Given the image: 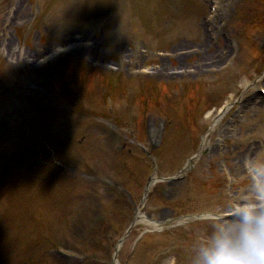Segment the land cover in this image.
<instances>
[{
    "label": "rangeland",
    "instance_id": "374dc122",
    "mask_svg": "<svg viewBox=\"0 0 264 264\" xmlns=\"http://www.w3.org/2000/svg\"><path fill=\"white\" fill-rule=\"evenodd\" d=\"M17 2L16 17L11 23L9 21L6 30L2 31L10 6ZM129 2L131 0H118L115 3V9L118 8L116 14H120L117 18L112 16L109 7H104L103 0H93L94 4H91L90 9L86 8L83 0L65 2L62 0H0V48L6 49L7 47L6 53L9 54V59H5L1 55V52L5 50L0 49V61L11 67L23 85L36 83L42 86L38 83L42 73L39 77L32 71L29 78L25 69H31L33 62L47 50L68 44L86 35L85 40L94 42L96 50L88 51L86 54L81 53L79 49L72 52L71 63L65 65L66 79L72 88L78 91L81 103L88 106L92 113L95 108L105 109L102 117H108L107 122L110 124L119 122L122 133L130 137L132 147L140 144L147 148V143L152 148L155 141L162 140L158 138L160 122L168 119L170 115L173 119L172 131L164 155L160 157L163 161H160L161 165L167 168L164 175L170 176L187 161V150L193 154L200 150L199 138L203 135V129L208 126L207 123L210 122L206 118L207 113L215 111L223 98L230 96L228 93L232 89V91H242L241 94L236 95L240 98H248L249 94L255 91L253 86L250 88L249 86L253 84L257 76L255 70L257 60L254 58L263 46L264 24L251 26L248 31V26L244 27L241 21L254 14V8L257 6L256 0H222L221 14L213 23L216 27L207 25L205 18L209 0H193L191 6L185 7L181 0H154V8L163 7L161 10L165 14L163 15L164 23H169L171 18H176L178 21H173L177 23L174 28L164 24L162 26L165 27H162V30H151L148 33L143 30L142 16L139 19L137 16H130ZM99 5L103 8L101 15L95 10ZM21 6L22 9L19 12ZM125 20L126 22H122ZM207 28L221 36L219 42L216 44L212 42V46L209 35L211 32H207ZM2 32H6L4 38ZM7 35L10 39L13 38L9 41V45ZM201 35L207 41L203 42ZM230 36H235L236 39L242 41L245 44V51L243 50L233 67L231 65L225 71H221L219 66L225 63L230 52L229 42L225 38ZM80 43L82 41L78 42ZM2 44H5L4 48ZM164 49L173 54L192 52L172 59L167 56H157V51ZM220 56L223 59L216 66L215 62ZM77 60L84 62V67ZM109 64L115 65L118 71L110 72ZM145 67L154 68L155 75L140 74L141 68ZM174 71L177 74L171 73ZM236 71L238 74L235 75ZM61 75L57 77L53 75L51 80H58ZM108 80H116V83L108 84ZM245 87L247 89H244ZM59 95L62 93L59 92ZM165 95L168 101L156 106ZM147 96L155 98H151V102L147 105L148 111H145L151 119L152 129L144 127L147 128L144 131L139 116L140 112L146 109L141 103ZM16 99L23 102L20 97ZM61 99L62 96H59V102ZM262 100L256 98L251 101L253 104L246 108L239 119L240 122L227 137L224 147L214 149L208 158L201 154L196 159L194 162L196 170L191 172L189 178L192 180L189 193L185 192L183 180L176 182V185L173 184L170 192L173 195L170 198L174 201L178 200L174 204L169 203L168 211H156V208L162 204L158 196H154L150 205L152 210L160 215L159 222L156 223L157 227L140 223L134 228L120 252L122 260L125 259L127 264H150L153 261H160L161 264H185L182 256L186 253V264H191L189 259H191L190 250L193 240L197 235L210 230V225L200 217V214L210 213L208 216L213 213L219 214L227 209L230 202L249 198L255 184L254 177L264 183V103ZM37 108L38 112H36ZM32 109L37 115L42 112L43 108L36 103ZM110 110L114 111L108 112ZM53 111H58V109L52 106L51 113ZM5 123L4 129L9 130L8 124ZM125 126H130V128ZM42 137L40 136L41 139L38 138V140L41 141ZM208 143L213 145V138ZM157 144L158 142L155 146ZM2 147L0 144V148ZM14 147L13 144L8 148L13 150ZM250 147H255L256 152L251 168L247 166L246 171L243 168L242 159L243 154ZM89 148L97 154L96 158L90 160L89 166L112 173L111 182L116 188L121 186L124 188L120 183L121 178L123 182L127 181L128 186L135 187L132 180L136 175V169L131 170L132 159L119 156L116 158L118 163L114 164L111 158H106L99 144H90ZM60 151L63 153L62 158L65 159L66 153L62 149ZM40 152L41 149L36 150V153ZM4 162L3 156L0 155V165ZM144 162L147 165V162ZM124 165H128L132 172L123 170ZM221 165L226 169L228 167L229 172L224 173ZM118 166L122 170H119ZM103 171L100 177L101 189L108 180V175ZM94 186L100 188L97 182ZM93 191L96 195L104 192L100 190L101 193H99L96 187ZM95 194L91 192L92 197ZM76 196H78L77 199L70 204L72 209L73 204H79L81 207L82 199L85 198L88 204L93 203L96 206L95 210H98L100 197L95 196L93 199L88 191L84 193V196ZM1 200L0 197V264H6L7 261L9 264H58L55 259L58 255L57 251H53L55 254L46 251L49 244L54 245L55 243L56 247H60L57 241L59 243V240L63 239L67 243L64 247L69 252V249L77 246L66 237L69 231L67 227L72 224L82 226L76 213H73L69 220V226L62 224V228H59L58 224V228H52L49 222L52 219L44 216V212L40 211L38 217L32 218L30 227V218L28 216L27 220V214H23L25 208L22 207L20 211L15 212L16 216L22 215L20 219L25 224V228H22V225L18 226L22 224L20 219L17 221V226L6 222L7 219L4 220L3 212H8V210L5 209L6 201L4 203ZM88 207L91 209L90 205ZM195 211L200 213H195ZM204 214L202 217L205 216ZM118 216L120 218L121 214ZM92 227L107 228V225L102 226V224L95 223ZM123 229L117 232V240L125 234ZM74 230L81 232L80 228ZM140 234H146V236L137 253L138 247H132L139 244ZM3 236L8 248L6 250L3 248ZM90 243V248H95V245ZM43 246H46L45 250ZM104 246L107 257L102 264H112V251L108 243L104 242ZM170 249L173 250L172 254L169 253ZM131 250L135 253L130 254ZM100 251L102 252V249ZM72 258L75 259L73 255ZM73 260L71 264L78 263Z\"/></svg>",
    "mask_w": 264,
    "mask_h": 264
},
{
    "label": "clouds",
    "instance_id": "9594fccd",
    "mask_svg": "<svg viewBox=\"0 0 264 264\" xmlns=\"http://www.w3.org/2000/svg\"><path fill=\"white\" fill-rule=\"evenodd\" d=\"M251 191L230 202L228 214L204 217L211 228L193 240L191 264H264V183Z\"/></svg>",
    "mask_w": 264,
    "mask_h": 264
},
{
    "label": "bare ground",
    "instance_id": "6f19581e",
    "mask_svg": "<svg viewBox=\"0 0 264 264\" xmlns=\"http://www.w3.org/2000/svg\"><path fill=\"white\" fill-rule=\"evenodd\" d=\"M21 9H22V6H21V8L19 9V12L21 11ZM19 12H18V13H19ZM15 17H16V15H15ZM203 35H204V34H203ZM201 37H202V35H201ZM11 40H13V38H11L10 41H11ZM201 40H202L203 42H204V41H207V40L205 39V37H202ZM10 45H11V44H10ZM215 119H217V118H215ZM217 120L219 121L220 119H217ZM217 120H216L215 122H218ZM216 124H217V123H216ZM254 156H255V153H254V154L252 155V157H251V163H252V164H253Z\"/></svg>",
    "mask_w": 264,
    "mask_h": 264
}]
</instances>
